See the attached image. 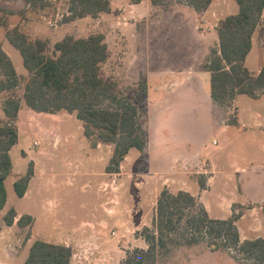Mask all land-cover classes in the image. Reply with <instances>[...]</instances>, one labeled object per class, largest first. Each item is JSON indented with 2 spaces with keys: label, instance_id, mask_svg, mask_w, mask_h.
<instances>
[{
  "label": "rangeland",
  "instance_id": "rangeland-1",
  "mask_svg": "<svg viewBox=\"0 0 264 264\" xmlns=\"http://www.w3.org/2000/svg\"><path fill=\"white\" fill-rule=\"evenodd\" d=\"M113 1L114 8L128 4V0ZM69 6L70 0H52L44 8L31 9L25 0H0V20L8 21L0 24V42L21 76L19 87L0 97V125L7 120L5 99L10 95L22 98L16 120L19 139L10 151L13 168L5 182L8 199L0 210V264H24L37 239L70 246L71 264H120L128 250L147 247L142 230L146 224L152 225L157 198L164 188L173 192L186 189L209 206L212 217L226 218L231 200L242 197L235 168L250 167L251 162L264 157L260 144L251 146L246 133L239 134L245 129L232 123L236 110L231 103L222 104L231 126L221 131V112L215 110L217 119H213V101L205 94L209 93L210 76L204 64L211 49L218 46L213 25L238 12L236 0H214L207 11L193 10L189 16L180 9L188 7L185 1L170 0L129 24H118L110 17L92 29L83 22L62 25ZM20 22L32 40L46 41L50 54L55 42L67 34L106 33L110 53L102 72L117 80L122 98L139 105L140 120L148 134L150 130L148 152L132 148L120 172L109 173L106 166L111 153L91 146L75 114L35 111L26 104L22 94L29 71L20 50L5 33ZM261 63L262 53L256 46L248 66L257 70ZM188 68L203 70L201 82L193 80L177 91L174 88L182 82L180 71ZM164 72L166 78L157 83L154 76ZM148 75L152 77L150 92L148 86V93L143 94L141 83L148 81ZM158 88L168 93L166 102L154 103ZM249 100L248 95H242L239 105H247ZM214 139L221 148L210 154ZM35 140L40 141L39 146L34 145ZM243 144L245 148H241ZM200 151L202 161L191 162L187 169L180 163L169 173L156 171L171 161L182 162L184 156H199ZM31 160L36 164L35 173L27 194L20 197L14 182L27 172ZM205 161L215 163L217 169L206 192L200 185L205 173H198ZM12 207L17 217L9 225L5 215ZM233 209L244 210L238 205ZM23 214L33 215V220L21 226L18 219ZM156 260L150 264H244L231 250L213 251L206 241L170 246V251L160 253Z\"/></svg>",
  "mask_w": 264,
  "mask_h": 264
},
{
  "label": "trees",
  "instance_id": "trees-1",
  "mask_svg": "<svg viewBox=\"0 0 264 264\" xmlns=\"http://www.w3.org/2000/svg\"><path fill=\"white\" fill-rule=\"evenodd\" d=\"M31 9L44 8L52 0H25ZM141 0H132L140 2ZM170 0H151L163 4ZM197 11H205L213 0H182ZM239 10L220 19L218 46L213 47L205 61L210 72V93L213 100L228 104L238 94L259 97L264 94V64L258 73L245 65L253 46V34L261 24L264 0H236ZM111 11L109 0H70L69 14L63 22L87 15L98 17ZM0 23H2L0 21ZM6 36L20 50L24 65L29 71L23 98L35 111L75 113L83 122L84 134L91 146L99 143L114 146L106 170L120 172L121 164L132 148L141 151L148 145L149 134L140 120L139 105L121 97L117 80L105 76L102 64L109 57V46L103 32L76 37L65 35L54 44L53 54L46 50L45 40H32L19 25L7 28ZM0 97L4 91L19 87L21 76L10 55L0 42ZM147 93V80L141 83ZM124 99V100H123ZM21 98L10 95L3 105L7 120L0 125V210L7 203L6 178L11 173L13 161L10 151L18 142L16 120L21 108ZM234 122V119L232 120ZM31 160L27 172L14 182L16 194L23 197L35 173ZM205 188V180H200ZM17 217L15 208L5 215L13 225ZM240 213L227 218H216L200 198L188 190L171 191L164 188L156 202L152 225L143 227L142 236L147 247L128 250L120 264L155 263L160 253H168L170 246L192 245L206 241L211 250L228 249L244 264H264V237L242 239L237 220ZM31 214H23L18 224L32 222ZM72 248L66 244L35 240L24 264H70Z\"/></svg>",
  "mask_w": 264,
  "mask_h": 264
},
{
  "label": "crops",
  "instance_id": "crops-1",
  "mask_svg": "<svg viewBox=\"0 0 264 264\" xmlns=\"http://www.w3.org/2000/svg\"><path fill=\"white\" fill-rule=\"evenodd\" d=\"M59 1L69 2V0H59ZM109 1L111 4V11L102 12V13H100V15L98 17H93L91 15H87L85 17L77 18L75 20H71L68 22L62 21V25L70 24V22H81V23L83 22V23H88L90 26V29H92L93 27H95L96 24L99 23V21H102L103 19H107V18L110 19V17H113V21L117 20L118 24H121V25L122 24H129L130 21H134L137 17L141 18V17L145 16L147 13L150 12V10L152 8L159 5V4H153L151 2V0H141L140 2H132V0H128V4L122 5V6L116 5L114 8L113 7L114 1L113 0H109ZM186 4L188 6L187 8H180V9L187 16L191 15L193 10H195L196 12H199L196 9H194L192 6H190L188 3H186ZM207 10H205V11H207ZM117 12H118V14H117V18H116ZM67 14H69V11ZM58 15H60V13H58ZM222 18H224V17H222ZM222 18H220V19H222ZM0 21L2 22L0 24H7V22H8V21L6 22L4 20H0ZM219 21L213 25V27L215 28V33L217 35H218L217 27H218ZM208 23H209V21H208ZM21 24L23 25L24 22H20L19 24H16V25H19L21 28V26H22ZM16 25H12L11 27H8V28H12ZM62 25H60V26H62ZM24 26H25V24H24ZM97 32H103V31H97ZM97 32H93V33H97ZM103 33L106 35L105 32H103ZM88 35H86V36H88ZM77 37H81V36H77ZM106 37H107V35H106ZM61 39H59V40H61ZM218 40H219V36H218ZM256 46H257L258 51H260L262 53V60H263V63H261L259 65L257 70L250 69V67L248 66L249 57H250L251 53L254 51ZM205 58H207V55ZM263 64H264V11H263V15H262L261 24L258 26V28L256 29V31L253 34L252 49L249 52V54L247 55V58L245 60V65L253 73H258L261 70ZM202 71L203 70L197 71V70H194L192 68H188L187 70L182 69V71H180V74H179L182 82L180 83L179 86H176V88H174V89H176L178 91L179 89H181V87H183V85L185 83H192L191 81H193V80L194 81L197 80V81L201 82V78L199 79V75L202 76V74H203ZM205 71H207L209 73V76H210V72L206 69H205ZM166 76H167V74H166V72H164V73H158L156 76H154V78L157 80V83H159V82L161 83V81H163L164 78H166ZM147 78L149 81V84L147 81V93H148V86H149V92H150V83L152 82V77L150 75H148ZM208 89H209V93H207L205 91V94L209 100L212 99V101H213L212 102L213 119H217V116L214 115L215 110L219 113L221 112V116H220L221 117L220 118L221 123L218 124V126L221 127L222 128L221 131L224 132V131L228 130L231 126L226 121L227 118L225 117V108L222 104L217 103L213 100L211 93H210V87ZM176 90H175V92L172 91L173 93H171V95L176 93L177 92ZM155 93H156V100L154 101V103L166 102L165 97L167 96L168 93H165V91L161 88H158ZM242 95H248V94H244V93L238 94L231 101V104L233 105V107L236 110V113L234 116L235 117L234 122H232V123L238 125L239 128H241V129L242 128L245 129L244 131L240 132L239 134L243 135L246 133V136H245L246 142H249L251 144V146L256 145V144L257 145L260 144V146L264 149V94H261L259 97H256V98L248 95L250 98V100H249L250 102L247 105L240 106L239 105V99ZM22 97H23V94H22ZM19 98H21V97H19ZM23 100H24V98H23ZM21 102H22V98H21ZM21 107H22V103H21ZM63 111H65V110H63ZM59 112H61V111H59ZM65 112H67L68 115L75 114V113H71L68 111H65ZM218 122L219 121H217V123ZM212 128H214V127L212 126ZM83 132H84V127H83ZM149 139H150V130H149ZM112 146H113L112 144L99 143L96 147H93V146L92 147L95 150L100 151V152H106L107 154L111 153V156H112L113 149H114V146H113V149H112ZM245 146L246 145L243 144L241 146V148H245ZM220 148H221V145H220L219 141L217 139H214L212 142V147L210 149H208V152L210 154H212L213 152L217 151ZM145 151H147V152L149 151V140H148V145H147V148ZM205 152H206V150H205ZM201 154L202 153L200 151L199 156H188V157L184 156L182 158V160H183L182 162H179V160L171 161L166 168L156 169V171H158L162 174H166V173H169L172 170H174L177 166H181V165L183 166V170L187 169L190 166L191 162L197 161L198 159H199V161H202ZM205 154H207V153H205ZM128 155H129V153H128ZM128 155L126 156V158L128 157ZM111 156H110V158H111ZM149 159H150V157H149ZM123 162H122V165H123ZM180 163H182V164L180 165ZM215 165H216L215 163H211L209 161H205V163H203V164L201 163V167L203 168V170L198 172V173H205L206 185H205V188H201L203 191L205 190V192L208 191V188L210 187L209 178H213L214 174L217 171V169L215 168ZM35 166H36V164H35ZM120 169H122V167ZM151 169L155 170L152 167H151ZM235 172L237 173L238 182H239V186H240V191L242 193V197L240 199L231 200V203L229 205L230 215H232L234 212V209H233L234 206H236V205L241 206V207L243 206L244 210H242L241 212H238V211L236 212V213H240V217L237 220V224H238L239 229H240L241 238L242 239H249V238H253V237L255 238V237H259V236L264 237V212H263L264 211V157L261 160H256L254 162H251L250 167L238 165L235 168ZM29 185H30V183H29ZM28 189H29V187H28ZM28 189H27V192H28ZM182 190H186V189H182ZM27 192L25 193V195L27 194ZM233 204H234V206H233ZM205 207L207 208L208 211H210V208L208 205H205ZM256 216H257V220L255 219ZM216 218H218V217H216ZM260 222H261V224H260ZM261 226H262V228H260Z\"/></svg>",
  "mask_w": 264,
  "mask_h": 264
},
{
  "label": "built area",
  "instance_id": "built-area-1",
  "mask_svg": "<svg viewBox=\"0 0 264 264\" xmlns=\"http://www.w3.org/2000/svg\"><path fill=\"white\" fill-rule=\"evenodd\" d=\"M215 143H216V142H215ZM39 144H40V141H39V140H35V141H34V145H35V146H39Z\"/></svg>",
  "mask_w": 264,
  "mask_h": 264
}]
</instances>
